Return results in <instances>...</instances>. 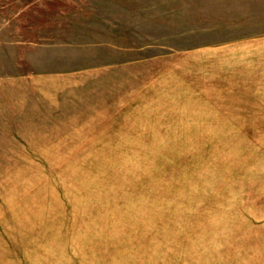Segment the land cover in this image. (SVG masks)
<instances>
[{"label":"rangeland","instance_id":"1","mask_svg":"<svg viewBox=\"0 0 264 264\" xmlns=\"http://www.w3.org/2000/svg\"><path fill=\"white\" fill-rule=\"evenodd\" d=\"M254 3L0 0V264H264Z\"/></svg>","mask_w":264,"mask_h":264},{"label":"crops","instance_id":"2","mask_svg":"<svg viewBox=\"0 0 264 264\" xmlns=\"http://www.w3.org/2000/svg\"><path fill=\"white\" fill-rule=\"evenodd\" d=\"M251 3L252 2H255L253 5H257V7L259 8V11H258V13H261V16L259 15V17H258V24L260 25L261 23H260V20H262V18H263V24H264V0H249ZM158 6H160V7H164V1H161V4H158ZM147 9H148V11L149 12H153V10H154V7L152 6V5H149V6H147L146 7ZM256 27H258L257 28V30H256V28H254L253 29V32L252 33H254V32H256V31H261V29L259 28V26L258 25H256ZM263 29H264V27H263ZM264 39V38H263ZM263 44H264V40H263Z\"/></svg>","mask_w":264,"mask_h":264}]
</instances>
